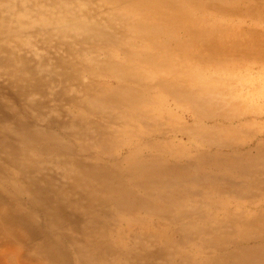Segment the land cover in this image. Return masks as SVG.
Returning a JSON list of instances; mask_svg holds the SVG:
<instances>
[{
  "label": "rangeland",
  "instance_id": "1",
  "mask_svg": "<svg viewBox=\"0 0 264 264\" xmlns=\"http://www.w3.org/2000/svg\"><path fill=\"white\" fill-rule=\"evenodd\" d=\"M0 264H264V0H0Z\"/></svg>",
  "mask_w": 264,
  "mask_h": 264
}]
</instances>
